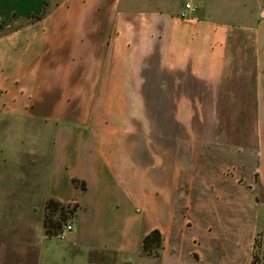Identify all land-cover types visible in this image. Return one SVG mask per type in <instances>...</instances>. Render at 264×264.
<instances>
[{
    "label": "crops",
    "instance_id": "1",
    "mask_svg": "<svg viewBox=\"0 0 264 264\" xmlns=\"http://www.w3.org/2000/svg\"><path fill=\"white\" fill-rule=\"evenodd\" d=\"M0 124L25 156L0 174V264H252L264 0H0ZM51 200L78 206L64 239Z\"/></svg>",
    "mask_w": 264,
    "mask_h": 264
},
{
    "label": "rangeland",
    "instance_id": "2",
    "mask_svg": "<svg viewBox=\"0 0 264 264\" xmlns=\"http://www.w3.org/2000/svg\"><path fill=\"white\" fill-rule=\"evenodd\" d=\"M10 125L11 127H17L19 124L12 123ZM22 133L16 130H10L9 132L6 127L0 124V174L2 176H18L23 173L22 165H24L25 156L23 155V151L20 150ZM46 140L48 141L49 139L46 138ZM26 142L33 144L35 140L31 135V140ZM14 150L19 152L16 159ZM3 192H0V199L5 198ZM252 264H264V223L256 236Z\"/></svg>",
    "mask_w": 264,
    "mask_h": 264
},
{
    "label": "trees",
    "instance_id": "3",
    "mask_svg": "<svg viewBox=\"0 0 264 264\" xmlns=\"http://www.w3.org/2000/svg\"><path fill=\"white\" fill-rule=\"evenodd\" d=\"M78 184V182H76ZM78 206H66L51 200L46 208L45 228L50 238L58 237L70 220L77 215ZM163 249V236L155 230L144 239V252L148 256L159 257Z\"/></svg>",
    "mask_w": 264,
    "mask_h": 264
},
{
    "label": "built area",
    "instance_id": "4",
    "mask_svg": "<svg viewBox=\"0 0 264 264\" xmlns=\"http://www.w3.org/2000/svg\"><path fill=\"white\" fill-rule=\"evenodd\" d=\"M196 8L193 6V4L187 2L185 5V12L182 13V18H187L189 13L191 12H195ZM73 230V227L71 224H67L64 229L62 230V232L58 235V238L60 239H64L66 237V234L71 232Z\"/></svg>",
    "mask_w": 264,
    "mask_h": 264
}]
</instances>
